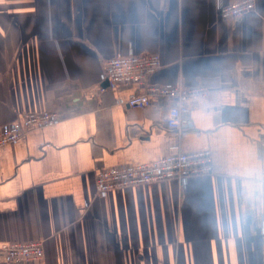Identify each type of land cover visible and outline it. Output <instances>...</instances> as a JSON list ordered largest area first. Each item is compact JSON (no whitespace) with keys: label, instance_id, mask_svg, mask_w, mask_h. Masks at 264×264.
<instances>
[{"label":"crops","instance_id":"1","mask_svg":"<svg viewBox=\"0 0 264 264\" xmlns=\"http://www.w3.org/2000/svg\"><path fill=\"white\" fill-rule=\"evenodd\" d=\"M238 1L0 0V128L61 118L0 147V247L42 241L28 264H264V0L223 18ZM119 53H158L150 84L209 90L185 131L168 98L137 109L136 85L109 87ZM175 146L210 149L214 172L97 194L100 170Z\"/></svg>","mask_w":264,"mask_h":264},{"label":"built area","instance_id":"2","mask_svg":"<svg viewBox=\"0 0 264 264\" xmlns=\"http://www.w3.org/2000/svg\"><path fill=\"white\" fill-rule=\"evenodd\" d=\"M256 8V0H242L226 5L221 10L223 18H239ZM162 67L158 53L116 54L105 65L109 87L118 90L121 84H134L139 90L127 103L130 107L144 109L152 101L165 97L171 101L166 115L170 129L177 133L185 131V118L190 114V103L199 97L208 96L204 86L186 88L181 85L161 86L150 84L149 78ZM105 92L106 88H101ZM61 120L57 112L23 113L11 124L0 128V147L14 143L33 128L41 129ZM168 156L142 164H130L100 170L96 176V191L100 197L119 189L150 185L170 180L187 181L190 177L214 172L213 153L210 149L184 153L178 146ZM0 253L10 264H28L43 261L42 241L7 242L1 245Z\"/></svg>","mask_w":264,"mask_h":264}]
</instances>
